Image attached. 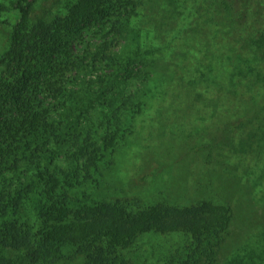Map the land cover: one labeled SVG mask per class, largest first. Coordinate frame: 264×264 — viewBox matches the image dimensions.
Here are the masks:
<instances>
[{"label":"trees","instance_id":"1","mask_svg":"<svg viewBox=\"0 0 264 264\" xmlns=\"http://www.w3.org/2000/svg\"><path fill=\"white\" fill-rule=\"evenodd\" d=\"M38 1H16L0 55V264H130L141 238L175 233L186 240L168 264H250L222 260L235 218L227 200L143 206L88 191L173 99L209 112L205 162L264 169V22L246 16L249 0L213 1L203 15L190 11L199 0L157 10L155 0H65L59 16L36 15ZM93 29L99 43L78 54L74 41ZM93 70L97 80L81 79Z\"/></svg>","mask_w":264,"mask_h":264},{"label":"rangeland","instance_id":"2","mask_svg":"<svg viewBox=\"0 0 264 264\" xmlns=\"http://www.w3.org/2000/svg\"><path fill=\"white\" fill-rule=\"evenodd\" d=\"M1 1L7 8L0 13V55L8 49L11 27L19 16V10L15 8L17 0ZM199 1V4H191L190 11L201 15L210 10L213 1L239 5L237 0ZM160 2L164 0L152 2L156 10L159 4L155 3ZM66 5L65 0H41L36 4V15H41L45 9L49 14L59 16L65 13ZM247 9L246 16H260L264 22V0H249ZM106 29L108 31L110 26ZM95 32L98 38L94 36ZM102 34L97 29L85 32L81 39L74 41L76 52L82 53L86 44L94 42L92 44L97 45ZM79 75L89 82L97 80L98 74L93 70L87 74L79 72ZM97 87L92 85V89ZM173 103L174 99L168 107L158 111L155 129L150 127L153 126L150 120L128 135L125 144L118 147L116 165L109 177L104 183L102 181L101 187L89 189V193L97 200L136 201L143 206L159 201L182 206L187 204V198L193 199V203L210 198L227 200L235 218L222 260L225 262L233 257L250 264H264V169L248 158L231 162L232 168L234 164L238 166L234 173H225L220 167L205 162L200 156L203 151L200 146L205 132L213 130L209 112L187 110L179 100L171 106ZM141 239L127 251L130 264H168L166 259L186 240L179 233L152 234ZM82 263L79 259L73 264Z\"/></svg>","mask_w":264,"mask_h":264}]
</instances>
